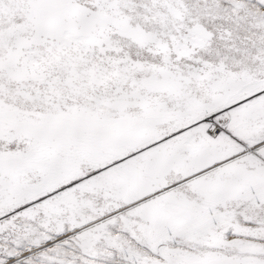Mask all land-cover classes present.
<instances>
[{"label":"snow or ice","instance_id":"obj_1","mask_svg":"<svg viewBox=\"0 0 264 264\" xmlns=\"http://www.w3.org/2000/svg\"><path fill=\"white\" fill-rule=\"evenodd\" d=\"M0 264H264V0H0Z\"/></svg>","mask_w":264,"mask_h":264}]
</instances>
